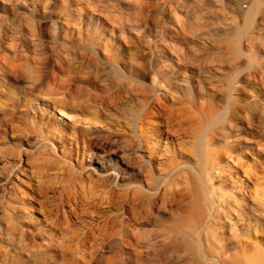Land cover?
I'll return each instance as SVG.
<instances>
[{
  "label": "rangeland",
  "instance_id": "1",
  "mask_svg": "<svg viewBox=\"0 0 264 264\" xmlns=\"http://www.w3.org/2000/svg\"><path fill=\"white\" fill-rule=\"evenodd\" d=\"M263 190L264 0H0V264H264Z\"/></svg>",
  "mask_w": 264,
  "mask_h": 264
},
{
  "label": "bare ground",
  "instance_id": "2",
  "mask_svg": "<svg viewBox=\"0 0 264 264\" xmlns=\"http://www.w3.org/2000/svg\"><path fill=\"white\" fill-rule=\"evenodd\" d=\"M258 10V8H257V5H256V3H255V5H252V6H250V8H248V11H247V13H248V15H249V17L250 18H252V16L255 14V12ZM262 188L260 187V190H261ZM264 191V190H263ZM206 212H200V216H201V218L204 220L205 219V217H206ZM200 218V217H199ZM236 226V225H235ZM239 232H240V230H238L236 227L234 228V230H233V233H232V238H235V239H238L239 238ZM239 240V239H238ZM244 246L246 245V243H244L243 244ZM246 251V249L244 248V249H241V250H235V252H237V254H240L241 252H245ZM227 253H228V251L227 250H224V251H222V254H221V256H227ZM263 252H261V251H256V254H258V255H260V254H262ZM223 264H240L236 259H235V257H234V259L232 258V256H229V259L228 260H226V261H224V263Z\"/></svg>",
  "mask_w": 264,
  "mask_h": 264
}]
</instances>
